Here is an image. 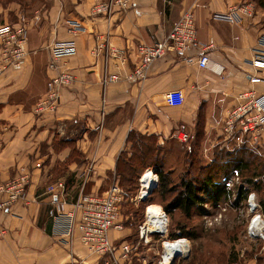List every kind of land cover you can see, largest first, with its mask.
<instances>
[{"label": "crops", "instance_id": "obj_1", "mask_svg": "<svg viewBox=\"0 0 264 264\" xmlns=\"http://www.w3.org/2000/svg\"><path fill=\"white\" fill-rule=\"evenodd\" d=\"M95 1L45 0L47 5L23 12L25 61L20 69L0 74V179L21 171L30 175L25 197L0 212V264H115L109 255L90 253L76 237L52 235L46 186L65 181L67 203L81 193L103 194L112 178L117 181V161L130 133L159 140L185 133L201 144L232 150L238 145L264 157V126L256 136L240 139H228L224 132L240 93L253 90L264 97V68L251 64L264 31V6L252 0H132L125 11L94 15ZM234 7L235 22L214 18ZM244 7L250 14L243 13ZM187 8L195 14L198 42L210 46L208 65L199 67L201 48L193 46L183 54L167 53L143 78L131 77L138 46L161 39ZM9 11V3L0 6V24L9 23ZM71 21L78 23L77 31ZM56 39H73L77 45L73 56L57 61L58 68L49 67V46ZM59 68L71 71L72 83L61 89L57 111L36 113L48 79ZM112 74L117 79L103 84V77ZM251 75L261 80L253 83ZM174 88L184 95L177 107L164 100ZM122 226L110 231L111 239L134 243L137 231ZM243 258L245 264H264V259ZM146 260L143 251L135 252L120 264Z\"/></svg>", "mask_w": 264, "mask_h": 264}, {"label": "built area", "instance_id": "obj_2", "mask_svg": "<svg viewBox=\"0 0 264 264\" xmlns=\"http://www.w3.org/2000/svg\"><path fill=\"white\" fill-rule=\"evenodd\" d=\"M131 3L132 0H97L91 6V13L109 15L113 11L127 10ZM243 13L250 14L249 8L244 7ZM236 14L237 8L234 7L229 12L215 14L214 18L232 23L237 20ZM195 20L193 9H184L177 21L161 39L150 44H140L137 48L139 59L131 77L143 78L153 62L163 58L167 53L183 54L193 46L201 48L197 59L199 67H206L209 62L207 50L210 46L198 42ZM70 28L77 31L80 27L76 21H71ZM27 31L28 28L23 16L18 22L0 24V74L7 69L18 70L22 67L27 54ZM258 42L260 48L251 61L252 66L257 70L264 68V31L259 36ZM49 51V67L58 68L57 61L63 57L73 56L77 52V45L73 39H56L50 44ZM126 58V56L122 58L123 63ZM73 78L71 71L59 68L56 74L48 79L44 95L35 105V112L56 111L60 105L61 89L69 86ZM116 79L117 76L112 74L104 76L102 82L106 84ZM249 80L255 83L259 82L261 78L257 75H251ZM164 100L168 106L177 107L183 103L184 95L181 89L174 88L165 92ZM237 100L225 120L224 132L226 137L228 139L233 137L240 139L242 135L256 136L264 126V97L258 96L255 91L250 90L240 93ZM178 138L187 141L188 136L181 133ZM29 180L30 175L27 171H21L16 176L5 180L0 179V212L9 211L25 197ZM238 180L239 172L237 169H233L230 173L222 175L220 182L230 188L234 186L235 182H239ZM156 182L157 174L155 184ZM65 189V181L61 179L48 184L46 187L52 205V235L69 241L76 237L90 253L100 257L109 255L110 258L108 259L115 264H120L121 259H127L137 252L139 243L123 241L115 244L110 237L112 229H122L123 227L119 219V202L122 198V190L116 181L103 194L81 193L71 203L63 200ZM140 195L142 194L139 191V198L145 199L149 193L147 191L143 197ZM256 195L254 190L246 191L245 205L251 216L245 233L251 239H259L264 248V213ZM159 207L162 211L160 224H164V228L160 230V224L150 223L147 208H145L146 219L139 226L138 233L144 242H148L149 236L155 233L165 236V239L162 240L161 260L158 264H166L164 261L165 245L179 240H184L187 244V251L176 255L174 261L177 257L188 252V241L183 236L166 238L168 216L163 208Z\"/></svg>", "mask_w": 264, "mask_h": 264}, {"label": "rangeland", "instance_id": "obj_3", "mask_svg": "<svg viewBox=\"0 0 264 264\" xmlns=\"http://www.w3.org/2000/svg\"><path fill=\"white\" fill-rule=\"evenodd\" d=\"M252 1L264 2V0ZM7 3L10 4L9 23L11 24L18 22L20 17L24 16L23 12L30 14L29 10L33 7L47 5L45 0H0V6H6ZM141 142L137 143L135 140L129 142L124 151V156L128 157L142 146L148 144L153 146L152 152L136 160L133 179L130 182L117 177L116 182L122 190V198L119 202V219L122 224L129 225L132 231H137V239L134 240V243H139L137 252L140 254L142 251L144 252L147 264H158L161 260L162 240L165 239V236L155 233L149 236L148 242H144L143 239H140L138 230L146 219V206L153 203L150 205L157 206L159 210H161L159 207L161 206L164 210L168 200L162 202L161 198L164 195L160 194L159 187L154 194V201H145L146 198L140 199L141 173L146 168H150L154 171L153 173H156L154 166L161 165L167 172L168 181H171L167 185L169 191L165 194L169 198L170 195L176 193L173 189H179L182 178L193 179L197 185L201 186L203 179L209 176L212 181L218 183L222 175L230 172L244 154L238 145L235 150H232L226 146L220 148V145L201 144L192 138L182 141L178 136H171L163 140L154 136ZM258 155L256 154V156ZM244 157L246 158L245 155ZM150 164H154V166ZM245 178H241L239 175V182H235L234 186L230 188L224 184L230 194L217 200L212 198L208 188H203L200 194L203 202L191 210L190 216H185L179 210L174 211L172 215L164 210L168 216L166 238L183 236L188 241V252L177 257L170 264H220V262L223 264H245L243 257L253 256L257 260L264 259L262 242L259 239L247 237L245 233L251 216L246 210V191L254 190L256 192L263 213L264 191L252 188L251 184L246 185ZM113 182L112 178L105 188H109ZM158 182L157 175L156 186L153 189L157 188ZM239 190H242L243 193L238 195ZM206 220L208 221L206 222ZM179 226L184 229V235L176 234ZM189 233H192L194 238H191ZM242 251L243 256H241ZM228 259L234 262H228Z\"/></svg>", "mask_w": 264, "mask_h": 264}, {"label": "trees", "instance_id": "obj_4", "mask_svg": "<svg viewBox=\"0 0 264 264\" xmlns=\"http://www.w3.org/2000/svg\"><path fill=\"white\" fill-rule=\"evenodd\" d=\"M257 3L261 6H264L263 1H260ZM152 137L154 136H151V135L147 136V135H142L139 133H130L128 136V141L132 142L133 140H135L137 143H140L141 141L144 142L148 138H152ZM152 150H153V146L148 144L146 146L140 147L139 150L135 151V153L133 152L128 157L124 156V151L121 152L119 159L117 161V166H116L117 177L122 178V180L126 179L127 182H130L133 179L136 160L144 157L146 154L152 152ZM241 151L246 156V158L243 155L242 158L237 163V165L232 167L230 172L233 169H237L241 178L246 177L245 179L248 185L251 184L252 188H255L257 190L261 189L264 191V187H263L264 185V157L259 154L261 156L260 157L258 153H255L251 150L241 148ZM256 154L259 157L256 156ZM150 165L154 166V164H150ZM154 170L156 171L158 175L159 182H158L157 188L152 189L151 193H149L150 195L146 197L145 201H148V200L154 201V198H155L154 194L156 193V191H158V187H159L160 194L164 195L161 198L162 202L168 200L167 201L168 203L164 206V210L171 215L174 211L179 210L185 216H190L191 210L195 206L203 202V199L200 195L201 191H203V188H208V192L211 193L212 198L216 200L230 194L227 191V188L224 186L223 183H221L220 181L218 183L214 182L211 180V177L207 176L206 178L203 179L202 184H200L201 186L197 185L196 181L193 179L182 178L179 189H173L175 190L176 193H174V195H170V197L168 198L166 197L165 194L166 192L169 191L167 185L171 181L170 180L168 181L167 172L164 171L161 165L158 167L154 166ZM242 193L243 191L239 190L238 195ZM179 227H178L176 234L184 235L185 234L184 229L182 227H180L181 228L180 229ZM189 235L191 238H194V235L192 233L191 234L189 233ZM232 261L228 259V262H232ZM220 264H223V262H220Z\"/></svg>", "mask_w": 264, "mask_h": 264}, {"label": "bare ground", "instance_id": "obj_5", "mask_svg": "<svg viewBox=\"0 0 264 264\" xmlns=\"http://www.w3.org/2000/svg\"><path fill=\"white\" fill-rule=\"evenodd\" d=\"M156 181V174L153 173V170L150 168H146L145 171L142 173L140 177V184H141V190L140 197H143L145 194L154 184ZM149 205V206H148ZM147 205V215L149 217L150 223H158L160 224V216L162 211L159 210V208L155 205ZM160 230L164 228V224H160ZM187 251V244L184 240H179L175 242H169L164 247V261L166 264H169L173 261L176 255L183 253Z\"/></svg>", "mask_w": 264, "mask_h": 264}, {"label": "water", "instance_id": "obj_6", "mask_svg": "<svg viewBox=\"0 0 264 264\" xmlns=\"http://www.w3.org/2000/svg\"><path fill=\"white\" fill-rule=\"evenodd\" d=\"M156 186V184H154L149 190L148 193H151L152 189Z\"/></svg>", "mask_w": 264, "mask_h": 264}]
</instances>
